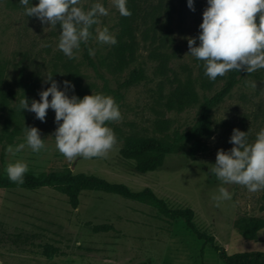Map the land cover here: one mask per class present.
<instances>
[{"label":"rangeland","instance_id":"374dc122","mask_svg":"<svg viewBox=\"0 0 264 264\" xmlns=\"http://www.w3.org/2000/svg\"><path fill=\"white\" fill-rule=\"evenodd\" d=\"M94 2L81 0V5L87 10ZM100 2L109 11L100 18V27L107 26L116 38L119 12L111 0ZM194 3L193 12L187 0H164L168 9L160 13L155 30L145 36L142 27L137 33L136 61L119 72L110 66L113 45L100 44L94 38L88 42L95 50L91 55L94 69L85 59L82 45L75 50L74 59L59 50V25H42L37 18L25 15V10L13 9L7 0H0V94L7 91L11 95L7 96L8 105L0 104V176L7 175L8 163L19 160L35 175L70 169L125 184L135 192L151 189L172 208L192 209L198 230L214 236L215 244L229 255L264 252V231L257 240H247L234 226L240 216L264 218V190L251 193L240 185H223L232 199L217 206L212 195L221 184L209 172L218 150L233 147L229 143L233 129L248 132L252 142L264 128V69L251 74L237 71V85L212 113V136L201 138L202 147L193 154L189 148L194 141L190 140L168 155L161 168L148 173H138L132 162L119 155L124 138L130 135L176 141L195 126L204 99L212 97L226 81L218 78L208 85L211 80L204 74L203 61L186 55V37H198L207 7V0ZM161 64L166 65L164 70ZM141 66L150 79L120 89L128 74ZM48 74L80 89L79 93L69 90V96L83 98L94 92L115 99L122 119L108 125L117 144L106 158L66 159L55 146L54 110L49 109L46 122H41L35 113L19 109L21 98L29 103L40 100L39 92L51 86L43 83ZM188 87L196 93V102L182 110L170 109L172 94ZM25 126L40 130L46 148L35 153L26 145L19 153L8 152L10 145L15 149L26 144ZM15 128L20 132L10 139L4 131L10 133ZM100 224H111L116 231L94 233L92 227ZM0 230L39 235L36 246L0 245V264H225L220 252L199 239L183 220H167L149 206L99 191L82 192L78 208L73 209L64 195L49 188L0 189ZM46 243L59 247L63 255L44 256L39 246Z\"/></svg>","mask_w":264,"mask_h":264},{"label":"clouds","instance_id":"9594fccd","mask_svg":"<svg viewBox=\"0 0 264 264\" xmlns=\"http://www.w3.org/2000/svg\"><path fill=\"white\" fill-rule=\"evenodd\" d=\"M187 2L194 12V0ZM111 3L121 16H131L127 0H111ZM20 4L25 15L37 18L42 25L60 26L58 48L69 59L76 58L75 50L80 49L81 43L88 44L93 38L100 44L117 43L107 26L100 27V18L109 14L100 0L87 10L81 0H39L35 6L30 0H20ZM199 28L198 37H186L189 48L186 55L203 61L204 74L209 80L215 81L229 71L251 74L264 69V0H207ZM89 55L94 56L95 50L90 48ZM49 82L51 86L39 92L40 100L29 103L25 97L19 99V109L35 113L41 122H46L49 109L54 110L55 146L66 159L106 158L117 144L115 132L108 125L122 119L115 99L94 92L83 98L69 96L68 91L74 92L75 88L70 81L63 82L64 90H60V83L51 74L43 83ZM249 83L254 88L257 86L255 82ZM23 132L26 144L21 143L15 149L10 145L8 152L19 153L26 145L35 153L46 148L37 127L25 126ZM229 143L233 147L228 151L219 149L215 163L209 168L221 184L212 195L217 206L232 199L223 185H240L251 193L264 190V128L252 142L248 140V132L235 128ZM5 171L10 181L23 184L28 166L17 160L8 163Z\"/></svg>","mask_w":264,"mask_h":264},{"label":"trees","instance_id":"16d2710c","mask_svg":"<svg viewBox=\"0 0 264 264\" xmlns=\"http://www.w3.org/2000/svg\"><path fill=\"white\" fill-rule=\"evenodd\" d=\"M39 0H30L35 6ZM8 6L13 9L24 10L20 4V0H7ZM128 9L131 16L118 17V33L116 35L117 43L112 46L110 52L111 63L114 71L123 72L136 61L139 42L137 33L144 27V35L148 36L150 31L155 30L156 20L163 9H168L164 5V0H127ZM92 31H94V26ZM85 48V59L94 69L96 65L89 55L90 47L88 44L81 43ZM162 57L167 58L164 54ZM165 64H161V70H164ZM56 73V72H55ZM225 79L223 87L217 91L212 97L204 99L201 104V111L195 126L187 133L183 134L174 142H167L155 137H145L138 135H130L123 140V146L119 151V155L123 160L132 162L134 169L138 173H148L158 170L164 165L168 155L173 153L181 144H185L193 140L190 146V153H194L201 149V138H210L212 136L211 119L214 109L219 106L232 93L238 83L237 71H230L228 76H218ZM150 79L144 67L134 68L124 81L120 84V89H127L131 86L138 85ZM216 79V80H217ZM60 87L63 86V80L55 76ZM213 81L207 82L212 85ZM80 89H74L79 93ZM117 101L120 93H117ZM7 96H11L10 92L1 91L0 104L8 105ZM196 102V93L193 88L188 87L186 90H176L170 100V109L182 110L191 103ZM13 109H10V112ZM5 134L14 138L19 134L20 129L15 128L12 132ZM25 189L29 191L49 188L59 192L68 199L69 205L76 209L80 204V194L84 191H99L107 194L119 196L125 200L143 204L153 208L163 218L171 221L183 220L187 227L197 235L205 243H208L216 251L220 252L221 259L225 264H264V252H248L229 255L224 249L215 244V237L209 236L198 230L194 223L195 213L189 208H172L162 198L158 197L151 189H145L140 192L132 191L127 185L121 183H111L94 175L84 173H74L70 169L64 171H52L35 175L27 171L24 175L23 184L14 183L9 180L8 176H0V189ZM235 228L247 240H257L259 233L264 229V218L252 216H240L234 223ZM94 233H109L116 231L111 224H100L92 227ZM0 230V245L10 244L15 247L36 246L39 235L36 233H8ZM41 253L46 257L63 255L61 249L51 244H42L39 246Z\"/></svg>","mask_w":264,"mask_h":264}]
</instances>
